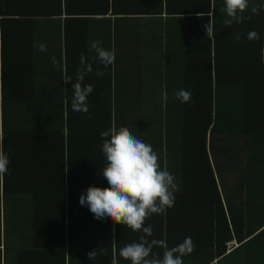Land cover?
<instances>
[{"label":"trees","instance_id":"obj_1","mask_svg":"<svg viewBox=\"0 0 264 264\" xmlns=\"http://www.w3.org/2000/svg\"><path fill=\"white\" fill-rule=\"evenodd\" d=\"M261 3L249 0L251 19L225 27L223 0H86L82 22L91 28L93 18L113 24L110 15H148L152 26L138 53L118 46L108 68L93 63L94 51L89 112L79 113L70 84L63 91L76 72L72 0H0V141L10 156L0 180V264H69V253L73 264H131L118 250L143 233L97 220L79 203L88 186L108 187L100 133L122 126L179 185L174 206L146 219L149 240L172 247L191 237L184 264H264V12L250 11ZM250 30L260 39L249 41ZM127 81L135 95L119 92ZM182 88L191 104L173 98Z\"/></svg>","mask_w":264,"mask_h":264},{"label":"clouds","instance_id":"obj_2","mask_svg":"<svg viewBox=\"0 0 264 264\" xmlns=\"http://www.w3.org/2000/svg\"><path fill=\"white\" fill-rule=\"evenodd\" d=\"M248 9L249 0H223L220 11L226 13L223 21L225 27L251 19L250 15H245ZM250 11L253 15H259L264 12V3L252 6ZM203 27L211 37L213 24L208 22ZM244 35L249 41L260 39V34L255 30H250ZM240 39L241 34L237 33L235 40L238 42ZM89 49L94 50L96 54L93 63L98 60L104 68L114 64V50L102 47V41H91ZM38 50L45 52L47 46L40 44ZM51 60L54 67H61L55 56H52ZM93 63H90L82 52L75 79L72 76L64 78L63 91L66 95L69 92L68 85L71 86L70 108L73 112H89L88 97L94 88L92 84H85L84 81L87 75L93 73ZM105 74L100 69L95 70L97 78H103ZM173 98L191 104L192 92L182 88L174 92ZM161 99L167 102L166 91L162 92ZM100 136L103 139L101 152L106 159V165L100 168V172L108 187L88 186L86 192L81 193L79 203L86 205L97 220L110 219L133 232L143 233L138 242L127 243L118 250L119 256L129 260L131 264H184L183 257L195 250L191 237H186L181 243L169 247L162 239L149 240V237L154 236L153 228L150 224L145 226L146 219L153 214H163L174 206L175 192L179 190L175 176L166 167L161 168L158 153L152 146L133 135L127 127H111L101 131ZM9 163L10 156L4 151L0 141V180L8 174ZM154 247L163 249L162 257L153 252ZM86 255L90 260H95L97 250L89 251Z\"/></svg>","mask_w":264,"mask_h":264},{"label":"crops","instance_id":"obj_3","mask_svg":"<svg viewBox=\"0 0 264 264\" xmlns=\"http://www.w3.org/2000/svg\"><path fill=\"white\" fill-rule=\"evenodd\" d=\"M73 8L75 9V14L71 15L73 19H79L77 22L71 21L68 26V32L71 35L70 49L71 57L68 61L76 64V70L79 68V58L80 54L83 52L88 59L94 54V50L89 49V44L93 40L102 41V47L108 49L112 44V50L118 46H129L136 53H138L139 46L138 38L140 33L147 32L149 26H152L146 22L150 18L148 15H126V16H112L113 24H107L104 20L99 18H93L96 22L93 24V28L90 25H84L82 20L84 14H86L85 5L86 0H72ZM99 17V16H98ZM143 21H140V20ZM81 20V21H80ZM114 36V40H109V38ZM114 41V42H113ZM159 57V56H158ZM119 92H124L128 94H136L137 87L131 85V83L122 82L118 83ZM75 258L71 257L69 253V264H73ZM75 264V263H74Z\"/></svg>","mask_w":264,"mask_h":264}]
</instances>
